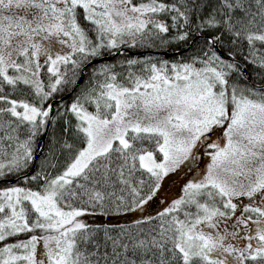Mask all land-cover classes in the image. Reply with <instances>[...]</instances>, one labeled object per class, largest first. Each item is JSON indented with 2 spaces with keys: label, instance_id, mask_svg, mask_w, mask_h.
I'll return each instance as SVG.
<instances>
[{
  "label": "snow or ice",
  "instance_id": "6c2138e0",
  "mask_svg": "<svg viewBox=\"0 0 264 264\" xmlns=\"http://www.w3.org/2000/svg\"><path fill=\"white\" fill-rule=\"evenodd\" d=\"M0 264H264V0H0Z\"/></svg>",
  "mask_w": 264,
  "mask_h": 264
},
{
  "label": "rangeland",
  "instance_id": "374dc122",
  "mask_svg": "<svg viewBox=\"0 0 264 264\" xmlns=\"http://www.w3.org/2000/svg\"><path fill=\"white\" fill-rule=\"evenodd\" d=\"M171 184H172V181H168V183L166 184V186L168 185L169 187H171ZM179 187H180V185H177L176 190L175 191H172V192H170L168 194L169 195H172V196L178 195V193H179Z\"/></svg>",
  "mask_w": 264,
  "mask_h": 264
},
{
  "label": "trees",
  "instance_id": "16d2710c",
  "mask_svg": "<svg viewBox=\"0 0 264 264\" xmlns=\"http://www.w3.org/2000/svg\"><path fill=\"white\" fill-rule=\"evenodd\" d=\"M164 57H165V56H164ZM165 58H166V59H172L173 56H169V57H165ZM109 59H111V58H109ZM37 159H39V157H37ZM165 187H169V186H168V185H167V186L165 185ZM153 207H155V205H153ZM100 220L102 221L103 218L101 217Z\"/></svg>",
  "mask_w": 264,
  "mask_h": 264
},
{
  "label": "water",
  "instance_id": "95a60500",
  "mask_svg": "<svg viewBox=\"0 0 264 264\" xmlns=\"http://www.w3.org/2000/svg\"><path fill=\"white\" fill-rule=\"evenodd\" d=\"M161 55H164L165 57L172 56L171 52H169V53H161Z\"/></svg>",
  "mask_w": 264,
  "mask_h": 264
}]
</instances>
